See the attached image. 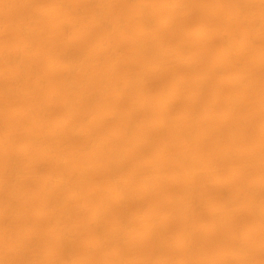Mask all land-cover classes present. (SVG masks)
Returning <instances> with one entry per match:
<instances>
[{
  "label": "rangeland",
  "instance_id": "374dc122",
  "mask_svg": "<svg viewBox=\"0 0 264 264\" xmlns=\"http://www.w3.org/2000/svg\"><path fill=\"white\" fill-rule=\"evenodd\" d=\"M138 1L0 0V264H264V232L258 228L264 220L248 211L250 200L264 207V183L248 184L264 179V60H259L264 17L246 21L264 2H250L248 17L234 20L233 41L246 38L244 32L256 41H240L234 62L226 63L220 60L225 46L218 36L228 28L222 18L236 0H185L174 12L169 10L174 0H151L154 15L145 35L134 17ZM46 9L56 13L41 15ZM201 27L209 30L204 40L196 35ZM24 28L34 31L28 30L26 50L19 45L27 39ZM147 41V52L135 49ZM163 50L168 53L159 56ZM70 59L80 62L77 68H65ZM52 64L58 68L52 70ZM240 69L242 80H230ZM199 76L203 80L196 83ZM66 78L74 82L68 91L62 89ZM197 89L199 96L192 98ZM231 92L243 97L227 116L224 95ZM163 94L173 96L166 109L159 105ZM160 114L167 116L161 126ZM194 130L196 135L205 131V140H195ZM185 138L190 149H184ZM186 149L188 156L205 160L192 182L175 163L187 157ZM213 166L214 175H205ZM50 173L60 186L48 199ZM117 186L127 193L121 204L114 201ZM219 202L225 217L215 227ZM100 206L105 210L94 222L93 211ZM98 222L122 235L105 238L98 248L104 236L96 231ZM60 231L66 241L61 246ZM239 249L248 259L244 263L236 259Z\"/></svg>",
  "mask_w": 264,
  "mask_h": 264
},
{
  "label": "bare ground",
  "instance_id": "6f19581e",
  "mask_svg": "<svg viewBox=\"0 0 264 264\" xmlns=\"http://www.w3.org/2000/svg\"><path fill=\"white\" fill-rule=\"evenodd\" d=\"M96 1V0H95ZM235 1V0H234ZM258 2V3H260V2H264V0H249V1H247V3H246V0H236V2H237V4H236V7H232L231 9H230V15L229 16H224L223 18H222V22L224 23V25H226V27L228 26V28H226L225 30H222V31H220V33H219V38H221L222 39V41H221V43L223 42V44L222 45H224L225 46V49H224V52H223V54L220 56L221 58H220V60H222V62H226V63H231V62H234L233 60V56H235V55H233L234 54V52L236 51V46H239L238 45V43H240V41L242 42H244V44H247L246 42H249V44H250V42H252L253 40H255L256 39V36L253 34V32L250 30V33L252 32V36H249V35H247V36H249V37H247L246 36V32H244L245 33V36L244 37H246V38H239L240 40L238 41V40H235V41H233L232 40V36L234 35V34H232L233 32H234V30L236 29H234V20H236L237 21V19L236 18H238L239 19V17L240 16H243V15H245L246 17H248L247 15L248 14H246V12L248 11L249 13H251L250 12V9L249 10H247V8H246V6H249L248 4H251L250 2ZM98 2V1H97ZM101 2H102V0H101ZM184 2H186L185 0H174V4L173 5H171V6H169V10L171 11V12H174L175 10H177V8L178 7H180ZM249 2V3H248ZM100 3V2H99ZM138 3H139V1H138ZM150 3H151V0H142L140 3H139V11L137 12V14H135L134 15V17H135V20L137 21V25H139V27H140V34L141 35H145L147 32V27H148V29H149V21H151L150 19V17L152 16V13H153V10L151 9L150 10ZM245 3H246V5H245ZM257 4V3H256ZM260 4L262 5V7L259 9V6H260ZM259 4V6H258V11H256V12H254V13H252L251 15H249V17H248V19L246 20L245 18V20L248 22V23H251V22H254V21H257L258 22V20L257 19H259V18H262V17H264V4H262V3H260ZM5 5H6V3H5ZM138 5V4H137ZM233 5H234V3H233ZM165 6H168L167 5V3H165ZM235 6V5H234ZM256 6V5H255ZM244 7L246 8V10L244 11ZM250 7V6H249ZM1 8H2V6H1ZM251 8V7H250ZM138 9V8H137ZM252 9V8H251ZM253 9H256V8H253ZM2 10V9H1ZM34 11V10H33ZM56 9L55 10H53V9H46V10H42V12H40V14L42 13V14H45V15H47V14H49V15H53V14H55L56 12ZM1 12V11H0ZM155 12V11H154ZM170 12V13H171ZM30 13H32V12H30ZM33 13H35V12H33ZM38 13V12H37ZM36 14V13H35ZM41 14V15H42ZM33 15V14H32ZM153 15H154V13H153ZM44 16V15H43ZM43 16H40V17H43ZM36 17V16H35ZM37 18V17H36ZM35 18V19H36ZM150 18V19H149ZM171 17H169L168 18V20L167 21H165L163 24H165V25H167L170 21L169 20H172V19H170ZM38 19V18H37ZM132 19H134V18H132ZM240 19H241V17H240ZM31 20V19H30ZM134 20V21H135ZM261 20V19H260ZM259 20V21H260ZM169 21V22H168ZM149 22V23H148ZM168 22V23H167ZM247 22H245L244 21V23H245V28H246V26H249V24H247L246 25V23ZM243 23V24H244ZM162 24V25H163ZM257 24V23H256ZM258 24H260V22L258 23ZM31 25V23L28 25L27 24V26H30ZM148 25V26H147ZM251 25H254V24H251ZM251 25H250V27H251ZM24 26H26V25H22V27H24ZM26 26V27H27ZM25 27V28H26ZM236 27V26H235ZM242 27V26H241ZM257 27V26H256ZM255 27V28H256ZM263 27V26H262ZM23 29L22 30V32H23V35L24 34H26L25 36H26V38H27V34H29V31H31V30H29V29ZM30 28V27H29ZM248 28V27H247ZM260 28V27H259ZM35 29V28H34ZM239 29V28H238ZM254 29V28H253ZM262 29V30H261ZM260 30V32H262V33H264V28H261ZM21 30V29H20ZM29 30V31H28ZM33 30V29H32ZM36 30V29H35ZM237 30V29H236ZM241 30H244V28H241L240 29V32H241ZM247 29H245V31H246ZM255 30V29H254ZM259 30V29H258ZM150 31V30H149ZM207 31L209 32V30H207L206 28H199L198 30H196V35H199L200 36V38H203V40L206 38V34H207ZM31 32H34V31H31ZM35 32H38V31H35ZM248 32H249V30H248ZM248 32H247V34H248ZM260 32L258 33L259 35H260ZM154 33H156V34H158L157 32H154ZM154 33H152V34H154ZM238 33V32H237ZM261 33V34H262ZM35 34V33H34ZM139 34V33H138ZM137 34V35H138ZM149 34V33H148ZM30 35V34H29ZM31 35H33V33H31ZM36 35V34H35ZM35 35H33V36H35ZM39 35L40 36H42L40 33H39ZM136 35V38L138 37ZM209 35V34H208ZM244 35V34H243ZM33 36H31V38L33 37ZM150 36H151V32H150ZM24 37V36H23ZM145 37V36H144ZM146 37H149V35L148 36H146ZM153 37H154V35H153ZM157 37H159L158 35H157ZM208 37V36H207ZM260 37V36H259ZM262 37V36H261ZM30 38V39H31ZM37 38V37H36ZM140 38L142 39V36L140 37L139 36V40H140ZM160 38V37H159ZM209 38V37H208ZM258 38V37H257ZM134 39V38H133ZM133 39H132V41H133ZM144 39H146V38H144ZM153 39V38H152ZM28 38L27 39H22V40H20V44L19 45H21L22 46V48L24 47H26L27 46V44H29V42H28ZM199 40V39H198ZM32 41H33V39H32ZM143 41H146V40H143ZM202 41V40H201ZM207 41V40H206ZM256 41V40H255ZM254 41V42H255ZM26 42H28V43H26ZM31 42V41H30ZM154 42V41H153ZM186 42V41H185ZM188 42V41H187ZM186 42V43H187ZM157 43V42H156ZM136 44V43H135ZM137 44H138V42H137ZM137 44H136V46H137ZM152 44V43H151ZM160 44V43H159ZM182 44H184V43H182ZM243 44V43H242ZM29 45H31V43L29 44ZM28 45V46H29ZM248 45V44H247ZM27 46V47H28ZM154 46V45H153ZM158 46V45H157ZM156 46V47H157ZM181 46V45H180ZM245 45H243V47H244ZM17 47H18V45H17ZM31 47V46H30ZM138 48H135V49H139L140 51H146L147 52V50H149V44H148V41L147 42H142V43H140V44H138V46H137ZM155 47V48H156ZM169 47V46H168ZM21 48V47H20ZM21 48V49H22ZM23 48V49H24ZM32 48V47H31ZM151 48H152V46H151ZM171 48V47H170ZM176 48V47H175ZM182 48V47H181ZM181 48H176V50L177 51H179L178 49H181ZM3 49V48H2ZM1 49V50H2ZM20 49V50H21ZM22 49V50H23ZM182 49H186V47H184V48H182ZM240 49H243V48H240ZM5 50H6V48H5ZM21 50V51H22ZM24 50H26V49H24ZM139 50H138V52H139ZM153 50V49H152ZM156 50V49H155ZM161 50H162V48H161ZM244 50V49H243ZM17 51V50H16ZM27 51H28V49H27ZM168 51H169V49H168ZM172 51H173V49H172ZM171 51V52H172ZM177 51H176V54H177ZM241 51V50H240ZM6 52V51H5ZM18 52V51H17ZM22 52H25V51H22ZM149 52V51H148ZM152 52V51H151ZM160 52H162L161 53V55H159V56H164L165 54H167L168 52L167 51H165V50H163V51H160ZM181 52H182V50H181ZM181 52H179V53H181ZM3 52H1V54H2ZM16 52H14L13 54H15ZM65 53H66V51H65ZM68 53H71V51L70 52H68ZM159 53V52H158ZM175 53V52H174ZM184 53H186V50H185V52ZM239 53V52H238ZM244 53V52H243ZM25 54V53H24ZM174 55V56H177V55ZM191 54V53H190ZM189 54V55H190ZM240 54H242V52L240 53ZM23 55V54H22ZM63 55V54H62ZM62 55L60 56V57H62ZM69 55V58H70V54H68ZM181 55H182V53H181ZM193 55V54H192ZM245 55V54H244ZM243 55V56H244ZM2 56V55H1ZM4 56V55H3ZM6 56V55H5ZM13 56V55H12ZM72 57L74 56V54L73 55H71ZM75 56H77L76 54H75ZM166 56V55H165ZM170 56V55H169ZM178 56H179V54H178ZM188 56V55H187ZM193 56H195V55H193ZM14 57V56H13ZM19 57V56H18ZM65 57V56H64ZM78 57V56H77ZM155 57H156V55H155ZM183 57V56H182ZM181 57V58H182ZM237 57H239L238 55H237ZM17 58V57H16ZM69 58H67V59H69ZM73 58H75V57H73ZM79 59V61H82V60H80V57H78ZM167 58V57H166ZM178 58H180V56L178 57ZM62 59H63V57H62ZM65 59V58H64ZM63 59V61H65ZM155 59V58H154ZM156 59H158V57L156 58ZM161 59V58H160ZM163 59V58H162ZM189 59H190V57H189ZM193 60H194V58H192ZM58 60V59H57ZM77 59H74V60H72V59H70L69 61H68V63L66 64V63H64V64H62L63 66H65V64H66V66H65V68L67 69V70H71V69H74L75 67L77 68V66L79 65V61H76ZM165 60V59H164ZM259 60L261 61V60H264V53H262V55L260 56V58H259ZM59 61H60V58H59ZM63 61H62V63H63ZM162 61V60H161ZM58 62V61H57ZM84 62V61H83ZM154 63H156V61H154ZM53 64H55V63H53ZM52 64V65H53ZM57 64V63H56ZM59 64V63H58ZM160 64H161V62H160ZM162 64H163V62H162ZM61 65V66H62ZM83 65V64H82ZM155 65V64H154ZM156 66V65H155ZM159 66V65H158ZM157 66V67H158ZM168 66V65H167ZM166 66V67H167ZM60 67V66H59ZM80 67V66H79ZM164 67V66H163ZM163 67H159L160 69H162ZM52 70H54L55 68L57 69L58 67H57V65H53L52 67ZM63 70H64V67H63ZM76 70V69H75ZM150 70V69H149ZM153 70H155V69H153ZM211 70L213 71V70H216V67H215V65L213 66L212 65V67H211ZM241 70V69H240ZM150 72H151V70H150ZM244 73V71L243 70H241V71H239V72H237L236 74L234 73V75L233 76H231V78H230V80H232V81H234V82H239V81H241L242 80V74ZM148 74V73H147ZM147 74H143L142 75V77H145ZM129 75V74H128ZM148 76H150L149 74H148ZM1 77V76H0ZM132 78H133V76H131ZM140 77V76H139ZM197 77V76H196ZM127 78V77H126ZM194 78V77H193ZM129 79V78H128ZM127 79V80H128ZM195 79V82L197 83L198 81L199 82H201L203 79L202 78H200V76H199V78H194ZM124 80H126V79H124ZM126 80V81H127ZM130 81H131V79H130ZM134 81H136V82H138L137 81V79L135 78V80H133V82ZM141 81H143V80H141ZM125 83V82H124ZM139 83V82H138ZM141 83V82H140ZM144 83V82H143ZM142 83V84H143ZM129 84V83H128ZM131 84V83H130ZM141 84V85H142ZM74 85V82L72 81V79L71 78H66L65 80H64V82H63V84H62V89L64 90V91H68L72 86ZM141 85H137V86H141ZM128 86H130V85H128ZM133 86H135V84L133 85L132 84V87ZM138 87V88H139ZM130 88V87H129ZM128 88V89H129ZM72 89V88H71ZM70 89V90H71ZM128 89H125V90H128ZM102 90V89H101ZM199 89H197V91H194L195 93L193 94V96L194 97H192V98H196V97H198L199 95H198V93H199V91H198ZM100 91V90H99ZM201 91V90H200ZM122 93H124V90L122 89V91L121 90H119L117 93H116V97H120L121 95H122ZM165 94V93H164ZM164 94H163V97L162 98H160L159 99V105L162 107V108H164V109H166V108H168L169 107V105H171V100H172V98H173V96L172 97H170L169 95L168 96H164ZM69 95V94H68ZM198 95V96H197ZM196 96V97H195ZM226 98H227V100H228V103L227 104H229V109H228V111L226 112L227 114V116L228 115H230L231 113H233L234 112V106H237L236 104H238V102L242 99V97H243V94H241V93H234V92H231V93H227L226 95H224ZM71 97H72V95H71ZM82 97H84V96H82ZM68 98V97H67ZM78 97H76V99H77ZM84 98H86V97H84ZM70 99H74L73 97L72 98H70ZM64 101H66L65 99H64ZM68 102L69 101H71V100H67ZM67 102V103H68ZM192 102V101H191ZM67 105V104H66ZM212 106V105H211ZM240 106V105H239ZM196 107V106H195ZM238 107V106H237ZM193 108V107H192ZM134 109H135V107H134ZM134 109H132L131 111H133ZM136 111V110H135ZM163 111V110H162ZM165 111V110H164ZM193 111H195V110H193ZM171 112V111H170ZM244 112H246V111H244ZM161 113H163V112H161ZM167 113H168V111H167ZM166 113V114H167ZM191 113H192V110H191ZM209 113V112H208ZM207 113V114H208ZM166 114H160V116L156 119V123L158 124V125H164L165 124V122L167 121L166 120ZM172 114H173V112H172ZM174 115V114H173ZM191 115H193V114H191ZM247 115H248V113H247ZM172 116V115H171ZM195 116V115H194ZM194 116H193V118H194ZM189 116H187V119H189L188 118ZM229 117H231V116H229ZM225 118H227L226 116L224 117V119ZM241 118H246V117H241ZM170 119V118H169ZM172 119V118H171ZM185 119V118H184ZM187 119H185V123L188 121ZM187 120V121H186ZM228 120V119H227ZM181 121V120H180ZM189 121H191V119L189 120ZM192 121H193V119H192ZM179 122V121H178ZM224 122H225V120H224ZM227 122V121H226ZM167 124V123H166ZM184 124V123H183ZM183 124H181V125H183ZM192 123H190V125H191ZM166 126V125H165ZM179 127H180V125H178ZM187 126V125H186ZM192 127V126H191ZM190 127V128H191ZM181 128V127H180ZM184 128V127H183ZM182 128V129H183ZM181 129V130H182ZM187 129H189V128H186V131H187ZM197 129V128H196ZM212 129V128H211ZM201 130V129H200ZM207 130V129H206ZM186 131H183L184 133L186 132ZM189 131H190V129H189ZM204 131V130H203ZM195 130H194V134H195ZM205 132V131H204ZM203 132V133H204ZM190 133V132H189ZM203 133H201V131H200V133H198L197 135L195 134V136H196V138H195V140L197 139V138H199V139H203V140H205L204 138H206V133L205 134H203ZM191 134H193V133H191ZM185 135V134H184ZM182 136V137H185V136ZM187 136H188V138L190 137L188 134H187ZM193 136V135H192ZM192 136H191V139H192ZM209 137V136H208ZM212 136H210V138H211ZM235 137V136H234ZM187 138V139H188ZM186 139V138H185ZM186 139V140H187ZM190 139V138H189ZM212 139V138H211ZM211 139H209V141L211 140ZM184 142V145L183 146H185L184 147V149L186 148V147H188V149H190L189 148V145H190V147L192 146L191 144H189L188 143V140L187 141H183ZM192 143V142H191ZM137 144H138V142H137ZM182 146V145H181ZM182 148V147H181ZM225 150H227V149H225ZM224 150V151H225ZM117 151V150H116ZM116 151H114V153L116 152ZM162 151H163V149H162ZM185 151H186V154H185ZM184 151V154L183 155H186L187 157H182L181 159H180V161L179 160H176L175 161V163L176 164H179V162H180V166L178 165V167L179 168H181L180 170H182V173L183 174H185V178L187 177V179H189V177H190V181H191V177H192V175H194V173L195 172H198L199 170H201V167H202V165H203V163L205 162V160L204 159H197V158H193L192 156H188L187 155V153H190V152H188V150L186 149ZM234 151V150H233ZM239 151V150H238ZM113 153V152H112ZM111 153V154H112ZM114 153H113V155H114ZM183 153V151L181 152V154ZM225 153V152H224ZM227 153V152H226ZM231 153V152H230ZM118 155H119V153H117ZM228 154V153H227ZM232 154V153H231ZM231 154L229 155V157H231ZM233 154H236L237 155V152L236 153H233ZM58 155V154H57ZM156 156H157V154H155ZM159 155V154H158ZM216 155H218V154H216ZM64 156H65V154H64ZM115 157L117 156V155H114ZM114 156H112L111 155V157H112V159L114 158ZM152 156H154L153 154H152ZM227 156V155H226ZM226 156H224V158L226 157ZM148 157H150V155L148 156ZM179 157H180V154H179ZM237 157V156H236ZM56 158V157H55ZM66 158V157H65ZM117 158V157H116ZM119 158H121V157H119ZM177 158V157H176ZM208 158V157H207ZM215 158H216V156H215ZM223 158V157H222ZM233 158V157H232ZM234 158H235V155H234ZM123 159H125V158H123L122 157V160ZM149 159V158H148ZM156 159V157H153L152 158V160H155ZM177 159H179V158H177ZM226 159V158H225ZM231 159V158H230ZM56 160V159H55ZM57 160H60V161H62V160H64V157L62 156V155H60L59 154V156H57ZM114 160H115V158H114ZM159 160V159H158ZM157 159H156V161H158ZM207 160V159H206ZM210 160H212L211 158H210ZM217 160V159H216ZM221 160V159H220ZM227 160H229V159H227ZM59 161V162H60ZM109 161H112L111 159H109ZM208 161V160H207ZM213 161V160H212ZM63 162V161H62ZM113 162V161H112ZM209 163H210V161H208ZM214 163V162H213ZM109 164H111L110 162H109ZM113 164H114V162H113ZM119 164V163H118ZM118 164H116V165H118ZM208 164V163H207ZM206 164V165H207ZM208 166V165H207ZM207 166H205V167H207ZM82 167V166H81ZM113 167H115V166H113ZM115 168H117V167H115ZM118 168H120V167H118ZM78 169V168H77ZM77 169H75V171L77 170ZM81 169V168H80ZM85 169H86V167H85ZM138 169V168H137ZM207 169V168H206ZM205 169V170H206ZM109 170H110V168H109ZM117 170V169H116ZM208 170V169H207ZM78 171V170H77ZM113 171V170H112ZM214 171H215V166H213V167H211L207 172H205L204 171V173H205V175H207V176H211L213 173H214ZM111 172V171H110ZM137 172V171H136ZM72 173V172H71ZM73 173H74V171H73ZM72 173V174H73ZM84 173V172H83ZM85 173H86V171H85ZM112 173V172H111ZM110 173V174H111ZM114 173V172H113ZM151 173H153V172H151V171H149V174H151ZM146 174H148V172L146 173ZM80 175V174H79ZM214 175V174H213ZM84 176H86V174L84 175ZM153 176V175H152ZM58 177H59V175H58ZM61 177V176H60ZM113 177V176H112ZM157 177V176H156ZM63 178H64V176H63ZM146 178H147V176H146ZM154 178V177H153ZM56 179V177H55V174H49V176H48V181L49 182H47L48 184L46 185V187H45V190H46V196H47V198L48 199H50V198H52L53 197V195H51L52 194V192L53 191H55L57 188H58V186H60V185H58L56 182H58V181H54ZM62 179V178H61ZM121 179V178H120ZM152 178H151V180H149V181H151L152 182ZM186 180V179H185ZM61 181V180H60ZM120 181V180H119ZM145 181H146V183L145 184H147V186H148V184H149V182H147V180L145 179ZM64 182V181H63ZM116 182H118V181H116ZM188 182V181H187ZM192 182V181H191ZM191 182H189V185H191L190 183ZM121 183V182H120ZM119 183V184H120ZM124 183V182H123ZM126 183V182H125ZM254 183H256V186H257V183L259 184V183H264V179H255V180H252L250 183H248L249 185H251V184H254ZM45 184V183H44ZM115 184V183H114ZM117 185V184H116ZM188 185V184H187ZM260 185V184H259ZM259 185L257 186V187H259ZM45 186V185H44ZM123 186H125V185H123ZM147 186H146V188H147ZM191 186H193V185H191ZM126 187H127V185H126ZM126 187H125V189H126ZM113 188H115V187H113ZM191 188V187H190ZM251 188V187H250ZM249 188V189H250ZM255 188V187H254ZM253 188V189H254ZM44 189V188H43ZM109 189H112V188H109ZM109 189H107V190H109ZM122 187H120V186H117V190H115V192H114V201L116 200L117 202H119L118 204H121L123 201H125V200H123L124 198H123V196L125 197H127V193H125L126 195H124V189H123V191L124 192H122ZM144 189V188H143ZM188 189V188H187ZM248 189V188H247ZM97 190V189H96ZM95 190V191H96ZM113 190V189H112ZM191 190V189H190ZM101 191H103V190H101ZM105 191V190H104ZM145 191V190H144ZM252 191V190H251ZM250 191V194H252L253 192H251ZM256 191H258L257 189H256ZM44 192V191H43ZM111 192V191H110ZM127 192V191H126ZM246 192H247V190H246ZM103 193V192H102ZM106 193V192H105ZM108 194H110L109 193V191L107 192ZM113 193V192H112ZM249 193V192H248ZM247 194V193H246ZM250 194H249V196H250ZM56 195V194H55ZM102 194H100V196H101ZM254 195V194H253ZM253 195H252V197H253ZM258 195V194H257ZM45 196V197H46ZM111 197L110 195H107L106 197ZM223 196V195H222ZM255 197H256V195H254ZM44 197V198H45ZM104 197V196H103ZM182 197V196H181ZM255 197H254V199H255ZM257 197H259V195L257 196ZM105 198V197H104ZM46 199V198H45ZM57 199V198H56ZM168 199H170V198H168ZM221 199H222V197H221ZM225 199V198H224ZM249 199H251V197L249 198ZM258 199V198H257ZM61 200V199H60ZM60 200H59V202H60ZM64 200H65V198H64ZM66 200H67V197H66ZM108 200V199H107ZM109 200H110V198H109ZM171 200H172V198H171ZM171 200H169V201H171ZM191 200V199H190ZM52 201V203H53V200H51ZM51 201L49 202V204L51 203ZM104 201V200H103ZM127 201V200H126ZM222 201V200H221ZM229 201V200H228ZM54 202H55V200H54ZM67 202V201H66ZM69 202H70V200H69ZM116 202V203H117ZM180 202V201H179ZM226 202V201H225ZM259 202V201H258ZM124 203V202H123ZM176 203L178 204V201L176 200ZM176 203H175V205H176ZM220 203V202H219ZM250 205H249V212L251 213V214H253L257 219H258V221H261V222H263V220H264V207H261L258 203H256L255 201H253V202H251V200H250ZM54 204V203H53ZM56 204H58V202L56 203ZM64 204V203H63ZM68 204V203H67ZM126 204V203H125ZM124 204V205H125ZM172 204H173V202H172ZM52 205V204H51ZM189 205V204H188ZM192 205V204H191ZM61 206H63L62 204H60V207ZM66 206V205H65ZM119 206V205H118ZM172 206V205H171ZM174 206V205H173ZM181 206V205H180ZM263 206V205H262ZM174 207H176V206H174ZM174 207H172V208H174ZM226 207V206H225ZM123 209H124V206L122 207ZM62 209V208H61ZM179 209H181V208H179ZM191 209H193V208H191ZM65 210H66V208H65ZM104 207L102 206H100V208H97L96 210H94L93 212V218H94V222L95 221H97L100 217H101V215L103 214V212H104ZM123 211V210H122ZM182 211H184L185 212V210H182ZM214 211V217H215V220H214V222H215V227H219L218 225L220 224V222L222 221L221 220V218L223 217V215L225 214V211H224V205H223V203L221 202L220 203V205H217L216 206V208L213 210ZM62 212V211H61ZM125 212V211H124ZM177 212V211H176ZM183 212V213H184ZM191 212H192V210H191ZM123 213V212H122ZM60 214H62V213H60ZM192 214V213H191ZM183 215V214H182ZM213 215V214H212ZM186 216V215H185ZM182 217V216H181ZM225 217V216H224ZM224 217H223V219H224ZM92 218V219H93ZM185 218V217H184ZM187 218V217H186ZM185 218V219H186ZM122 219H123V217H122ZM150 219H152V218H149V221H150ZM101 220V219H100ZM121 221V220H120ZM154 221V220H153ZM220 221V222H219ZM156 222V221H155ZM123 223V222H122ZM147 223H149V222H147ZM150 223H152V222H150ZM156 223H158V222H156ZM264 223V222H263ZM102 225V224H101ZM100 225V223L98 222V225H97V227H96V231H98V232H100L101 234H104V236L102 235L101 236V239L99 238V240H100V243L99 242H97L96 243V245L98 246V248L99 247H101L102 246V243H105V242H107V240L109 241V240H111L110 238H114L115 236L116 237H118V235L117 234H121V231L122 230H120V229H112V231H110L109 230V232L108 231H105V229L103 228V227H105V226H101ZM118 225V224H117ZM148 225V224H147ZM62 226V225H61ZM93 226H95V224H93ZM125 226H127V224H125ZM155 226V223H154V225H153V227ZM213 226V227H214ZM63 227H64V225H63ZM112 227H114V226H112ZM118 227H120V225L118 226ZM148 227V226H147ZM258 227V226H257ZM117 228V227H116ZM123 228H124V226H123ZM150 228V227H149ZM149 228H147V229H149ZM259 229L261 228L262 229V231L264 232V224H261L260 223V225H259V227H258ZM67 229H68V227L65 229L66 230V232H67ZM70 229H72V228H70ZM108 229V228H107ZM110 229V228H109ZM146 229V230H147ZM151 229V228H150ZM156 229V228H155ZM217 228H213V230H216ZM58 230V229H57ZM62 230V229H61ZM125 230H126V228H125ZM73 231V230H72ZM94 231H95V229H94ZM151 231H152V229H151ZM151 231H149V232H151ZM156 231V230H155ZM148 232V234H150ZM185 232V231H184ZM61 233V234H60ZM60 233H58L59 235H60V238L58 239V241H59V243H60V246H61V244H63V242H66V241H64L65 239V235H64V231L63 232H61L60 231ZM72 233V232H71ZM70 233V234H71ZM95 233H97V232H95ZM122 233H124V232H122ZM187 232H185L184 234H186ZM57 234V233H56ZM58 234H57V237H58ZM99 234V233H98ZM98 234H96V235H98ZM106 234V235H105ZM147 234V235H148ZM67 235V234H66ZM122 235V234H121ZM149 236V235H148ZM184 235H182V237H183ZM189 236V235H188ZM150 237V236H149ZM185 237V236H184ZM67 239H68V237H66ZM70 238H71V236H70ZM105 238H107V240H105ZM186 238H187V236H186ZM115 239V238H114ZM117 239V238H116ZM183 239V238H182ZM185 239V238H184ZM187 240V239H186ZM68 241V240H67ZM114 241V240H113ZM188 242V241H187ZM65 244V243H64ZM106 244V243H105ZM181 244H183V243H181ZM184 245H185V243H184ZM187 245V244H186ZM64 246V245H63ZM96 246V247H97ZM103 246H104V244H103ZM156 246H159V245H156ZM186 247V246H185ZM18 248H20V246L18 247ZM23 248V247H22ZM242 249V248H241ZM24 250V249H23ZM22 251V250H21ZM156 251V250H155ZM154 251V252H155ZM153 252V253H154ZM243 253V252H242ZM155 254V253H154ZM157 256V255H156ZM244 256V255H243ZM242 255H241V253H240V249L237 251V253H236V259H238V261H240V263L241 262H246V260H248V259H245L244 257H243ZM152 259H154V258H152ZM182 261V260H181ZM250 261V260H249ZM226 262H227V260H226ZM177 263V262H176ZM181 263V262H180ZM179 263V264H180ZM182 263H184V261H182ZM186 264V263H185ZM226 264V263H225Z\"/></svg>",
  "mask_w": 264,
  "mask_h": 264
}]
</instances>
